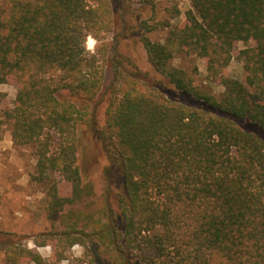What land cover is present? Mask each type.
I'll use <instances>...</instances> for the list:
<instances>
[{
	"label": "trees",
	"instance_id": "trees-1",
	"mask_svg": "<svg viewBox=\"0 0 264 264\" xmlns=\"http://www.w3.org/2000/svg\"><path fill=\"white\" fill-rule=\"evenodd\" d=\"M123 1L0 0V84L18 85L3 115L12 142L34 146L31 178L56 217L29 238L56 243L58 260L79 244L85 264H264V0H189L185 21L163 41L143 37L167 84L114 64L105 125L94 135L120 182L97 201L78 153L103 86V40ZM88 36L100 41L94 51ZM235 42L245 45L235 59L246 83L226 72ZM182 53L205 60L224 87L219 99L193 84L196 71L172 65ZM21 239L0 231L4 264H50Z\"/></svg>",
	"mask_w": 264,
	"mask_h": 264
},
{
	"label": "rangeland",
	"instance_id": "rangeland-1",
	"mask_svg": "<svg viewBox=\"0 0 264 264\" xmlns=\"http://www.w3.org/2000/svg\"><path fill=\"white\" fill-rule=\"evenodd\" d=\"M172 5L180 10L175 18H172V13L169 11ZM189 6V0H124L115 11L116 27L113 33L106 35L103 40L108 47L105 58L101 60L104 68L103 86L89 104L91 124L94 127L84 125L78 153L83 180L93 185L97 201L105 193L106 188L115 189L120 182L118 170L113 167L94 135L95 130H101L105 125V108L111 93L109 85L114 78V64L122 60L123 68H136L146 73L149 78L167 84L166 78L156 72L149 63L143 37L151 41H163L170 28L185 21V11ZM166 22L169 23L168 27L164 26ZM99 43L100 41L88 36L86 46L94 51ZM244 46L243 42L234 43L233 58L226 72L246 83V73L235 59L238 51ZM171 63L189 74L196 71L192 75L193 84L220 98L224 87L207 76L204 59L194 53H182ZM17 88L14 79L0 84V91L4 93L0 103V231L22 236V242L47 258L50 264H85L83 260L89 257L88 251L79 244L65 249L63 258L58 260L56 243L36 246L29 238L51 230L52 220L56 217L50 218L47 213L45 186L31 178L36 161L34 146L15 145L11 138L12 122L3 115L4 109L12 107ZM60 190L62 194L68 193L64 185H61ZM182 211L183 218L186 219L194 214V210L188 207ZM0 264H4L3 251H0ZM21 264L35 263L22 260Z\"/></svg>",
	"mask_w": 264,
	"mask_h": 264
}]
</instances>
